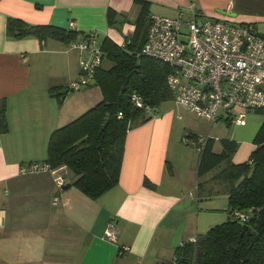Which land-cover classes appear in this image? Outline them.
<instances>
[{
    "label": "crops",
    "instance_id": "0c3cea01",
    "mask_svg": "<svg viewBox=\"0 0 264 264\" xmlns=\"http://www.w3.org/2000/svg\"><path fill=\"white\" fill-rule=\"evenodd\" d=\"M143 1L148 15L168 18L194 2L203 16L251 24L264 34V0ZM109 11L115 15L112 23ZM139 12L133 0H0V101H5L8 124L0 134V264H169L177 248L217 226L214 201L227 199L226 191L206 178L211 171L197 178L198 159L186 158V140L197 136L181 113V122L169 111L127 131L118 184L96 200L71 186L76 177L66 167L54 168L55 173L19 171L44 164L51 134L102 100L92 81L84 90L69 88L78 79L79 63L91 58L76 45L95 33L100 48L104 38L123 47ZM117 17L123 19L121 30L114 28ZM9 19L65 30L73 24L77 37L67 45L31 36L16 39L7 36ZM64 89L63 95L56 93ZM186 129L191 133L184 136ZM219 134L220 128H212L198 136L238 143L232 132ZM251 143L253 152V138ZM220 149L214 142L213 150ZM58 175L64 179L61 188L55 183ZM108 224L116 243L104 239Z\"/></svg>",
    "mask_w": 264,
    "mask_h": 264
},
{
    "label": "trees",
    "instance_id": "16d2710c",
    "mask_svg": "<svg viewBox=\"0 0 264 264\" xmlns=\"http://www.w3.org/2000/svg\"><path fill=\"white\" fill-rule=\"evenodd\" d=\"M133 2L140 6V12L134 22V32L125 38V45L119 47L108 38L102 39L101 50L105 60L111 63L109 68L100 66L94 73L102 100L74 121L55 130L48 142L44 164L52 169L66 167L76 177L71 186L91 200L100 198L118 184L127 131L145 123L153 115L154 108L172 100L166 84L170 69L152 59L136 57L146 40L148 10L145 1ZM114 18L109 11L108 22L112 23ZM6 33L16 39L31 36L41 41L57 40L66 45L77 37V33L71 30L48 25L31 26L16 19L7 21ZM124 77H128V82L126 91L122 92ZM132 94H136L146 106L147 101H151L150 114L134 107ZM255 111L264 113V109ZM225 122L232 124L231 121ZM7 131L6 106L2 100L0 134ZM214 142L209 140L199 153L197 178L218 168L210 181L224 186L229 213L240 210L251 217L246 224L230 217L195 243L177 248L174 260L169 264H264V226L258 227V211L264 207V120L253 138L255 149L249 161L232 162L237 142L219 140V153L213 150Z\"/></svg>",
    "mask_w": 264,
    "mask_h": 264
},
{
    "label": "built area",
    "instance_id": "2783aa9c",
    "mask_svg": "<svg viewBox=\"0 0 264 264\" xmlns=\"http://www.w3.org/2000/svg\"><path fill=\"white\" fill-rule=\"evenodd\" d=\"M147 21L146 40L136 57L152 59L170 69L166 84L175 104L210 123L224 120L237 126L245 125L246 113L264 109V34L250 24L203 16L194 2H189L175 18L150 14ZM73 29L71 24L68 30ZM76 47L89 51L91 58L79 63L78 79L69 86L75 91L90 85L104 57L95 33ZM131 101L135 108L151 113L136 94L131 95ZM208 140L209 137L197 136L187 142L201 153ZM19 171L55 173L47 164L23 165ZM55 183L61 188L63 177L56 176ZM53 202H58V197ZM229 215L241 224L251 217L240 210ZM104 239L116 243L113 224L107 225Z\"/></svg>",
    "mask_w": 264,
    "mask_h": 264
},
{
    "label": "rangeland",
    "instance_id": "374dc122",
    "mask_svg": "<svg viewBox=\"0 0 264 264\" xmlns=\"http://www.w3.org/2000/svg\"><path fill=\"white\" fill-rule=\"evenodd\" d=\"M110 66H111V63L105 60L102 67L107 69ZM169 111L173 112L170 114L172 120L177 121V119L178 118L180 119L182 115V119H183L182 121H186L187 123H189V126L190 125L194 126L192 133L195 136L206 135L212 128L213 129L220 128V130L222 131V134H219V135H224L225 133L229 134L231 132L235 134V136L238 137L237 141L240 144V146H239V152L237 153L235 157H232V161L233 162L237 161L238 163L247 161L250 158V155L252 152L251 150L252 149L251 148L252 138H254V135L256 134V132L258 131V128L260 127V125L262 124L264 120V113L252 111L250 113H246L244 126L238 127V126H235V124H232L231 126H227L224 120H221L217 122L216 124H213V123H210L209 121H206L196 116V114L192 112L190 109L175 104L172 100L162 103L158 108V112L156 113L153 111L152 114L153 116H157L159 114L165 115V114H168ZM177 113H181V115ZM177 122H181V121H177ZM188 132L191 133V130H188V129L182 130L181 133H184V136H185L186 134H188ZM222 138H226V136H223ZM215 142L219 144L218 141H215ZM187 146L190 150V155L186 156V158L188 159L189 162H193V157L198 159L199 153H197L190 144H188ZM186 153H184V155H187ZM217 170L218 168L216 170H212L206 178L212 179L213 176L216 174V172H218ZM223 189H224V186H223ZM214 206L219 209V212L217 213V215H215V220L218 221L216 225L224 223L228 219V217H230L227 214L226 197L219 196L214 201Z\"/></svg>",
    "mask_w": 264,
    "mask_h": 264
},
{
    "label": "water",
    "instance_id": "95a60500",
    "mask_svg": "<svg viewBox=\"0 0 264 264\" xmlns=\"http://www.w3.org/2000/svg\"><path fill=\"white\" fill-rule=\"evenodd\" d=\"M116 21H117V24L114 26L115 29L117 30H121V24L123 23V19L121 17H117L116 18ZM127 82H128V77H124L123 80H122V92H125L126 91V88H127ZM96 82L95 80L92 81V85H95ZM85 88H81V90H84ZM58 95H63L64 93H66V90H59L58 92H56ZM147 104L148 106H151V101L148 100L147 101ZM154 112H158V109L157 108H154L153 109ZM258 216H259V219H258V227L261 228L262 226H264V207L261 208L259 211H258Z\"/></svg>",
    "mask_w": 264,
    "mask_h": 264
}]
</instances>
